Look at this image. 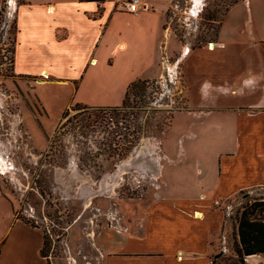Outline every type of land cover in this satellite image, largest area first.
<instances>
[{
    "label": "crops",
    "instance_id": "1",
    "mask_svg": "<svg viewBox=\"0 0 264 264\" xmlns=\"http://www.w3.org/2000/svg\"><path fill=\"white\" fill-rule=\"evenodd\" d=\"M126 1L7 0L17 25L14 71L75 86L77 105L119 107L137 79L162 86L185 68L198 86L187 103L198 108L176 119L198 128L197 139L167 149L171 170L164 167L160 194L140 224L101 229L96 244L102 264H210L230 228L225 203L264 188V0L229 8L215 50L178 38L173 0H144L138 13L127 12ZM106 66L114 68L109 95L100 94ZM222 122L217 140L209 124ZM13 207L0 193V264H46L42 231ZM246 262L264 264V254Z\"/></svg>",
    "mask_w": 264,
    "mask_h": 264
},
{
    "label": "rangeland",
    "instance_id": "2",
    "mask_svg": "<svg viewBox=\"0 0 264 264\" xmlns=\"http://www.w3.org/2000/svg\"><path fill=\"white\" fill-rule=\"evenodd\" d=\"M6 1L0 4V193L18 219L42 231L46 264H102L96 244L101 229L139 225L160 194L164 167L171 170L167 149L197 139L198 128L176 114L198 108L187 103L198 86L188 83L183 68L162 86L137 79L138 87L125 92V104L115 112L77 105L75 86L15 73L17 25ZM239 1L173 0L171 27L194 50L208 46ZM113 71L106 66L99 74L105 85L100 94L109 95ZM209 125L219 140L224 122ZM263 197L260 188L225 203L230 228L210 264H234L238 220Z\"/></svg>",
    "mask_w": 264,
    "mask_h": 264
},
{
    "label": "trees",
    "instance_id": "3",
    "mask_svg": "<svg viewBox=\"0 0 264 264\" xmlns=\"http://www.w3.org/2000/svg\"><path fill=\"white\" fill-rule=\"evenodd\" d=\"M81 1L103 2L104 0H81ZM137 87H138L137 82L136 81L132 82L127 88L126 95L129 94L131 90ZM93 108L96 111L113 110L115 112L119 110L118 107L115 108L93 107ZM132 139H135L133 141L135 143L136 140L137 141L139 140V137H137L134 134ZM130 143H132V141H130ZM237 239H238V243H237V248L235 250L237 255V260L234 262V264H247L246 262L247 257L252 255L264 254V197L262 199L256 200L253 204H250L243 210L241 214V218L238 220Z\"/></svg>",
    "mask_w": 264,
    "mask_h": 264
},
{
    "label": "built area",
    "instance_id": "4",
    "mask_svg": "<svg viewBox=\"0 0 264 264\" xmlns=\"http://www.w3.org/2000/svg\"><path fill=\"white\" fill-rule=\"evenodd\" d=\"M144 5H145L144 0H128L125 2V10L129 13H138ZM208 46L209 49H212V47L215 48L214 43H210ZM197 214L198 212H195V215Z\"/></svg>",
    "mask_w": 264,
    "mask_h": 264
}]
</instances>
